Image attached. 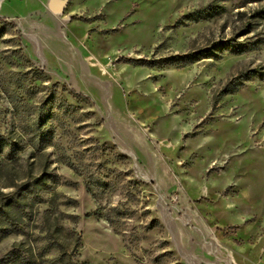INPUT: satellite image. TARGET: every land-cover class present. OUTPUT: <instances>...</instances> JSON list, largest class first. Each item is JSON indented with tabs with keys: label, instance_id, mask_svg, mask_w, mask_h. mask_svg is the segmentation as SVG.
<instances>
[{
	"label": "rangeland",
	"instance_id": "374dc122",
	"mask_svg": "<svg viewBox=\"0 0 264 264\" xmlns=\"http://www.w3.org/2000/svg\"><path fill=\"white\" fill-rule=\"evenodd\" d=\"M198 263L264 264V0H0V264Z\"/></svg>",
	"mask_w": 264,
	"mask_h": 264
},
{
	"label": "trees",
	"instance_id": "16d2710c",
	"mask_svg": "<svg viewBox=\"0 0 264 264\" xmlns=\"http://www.w3.org/2000/svg\"><path fill=\"white\" fill-rule=\"evenodd\" d=\"M244 44L243 43H239L237 44L235 47H232V51L235 52L236 54L237 53H240L242 52L244 49ZM221 49H226V47L222 46ZM199 54V53H198ZM208 55V53H206ZM189 56H192V53L190 54H187V55H183V56H178V57H175V58H178V60H181L182 58H189ZM203 57H210V56H203ZM189 60V59H188ZM190 60H194V59H190ZM172 62V61H171Z\"/></svg>",
	"mask_w": 264,
	"mask_h": 264
},
{
	"label": "built area",
	"instance_id": "2783aa9c",
	"mask_svg": "<svg viewBox=\"0 0 264 264\" xmlns=\"http://www.w3.org/2000/svg\"><path fill=\"white\" fill-rule=\"evenodd\" d=\"M199 264V263H198Z\"/></svg>",
	"mask_w": 264,
	"mask_h": 264
}]
</instances>
